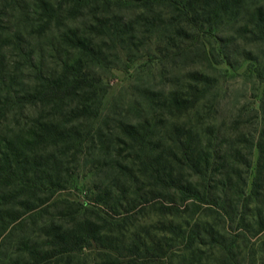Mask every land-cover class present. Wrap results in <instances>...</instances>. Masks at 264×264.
<instances>
[{
  "label": "trees",
  "instance_id": "1",
  "mask_svg": "<svg viewBox=\"0 0 264 264\" xmlns=\"http://www.w3.org/2000/svg\"><path fill=\"white\" fill-rule=\"evenodd\" d=\"M259 45L264 0H0V127L19 115L0 135V264H264ZM137 62L102 114L104 79ZM239 66L258 108L221 139ZM71 187L83 200L56 197Z\"/></svg>",
  "mask_w": 264,
  "mask_h": 264
},
{
  "label": "rangeland",
  "instance_id": "2",
  "mask_svg": "<svg viewBox=\"0 0 264 264\" xmlns=\"http://www.w3.org/2000/svg\"><path fill=\"white\" fill-rule=\"evenodd\" d=\"M81 23H83L82 20H77L75 22L78 27H80ZM244 43L245 41L240 39L238 46L235 48L237 50L233 52L234 54H232L234 64H237L241 61V52L245 47ZM252 50L256 54H261V52H264V45L254 47ZM140 63L141 62L133 64L127 71L124 69L114 70L110 75L106 77V79H104V82L108 84V90L102 101V114L106 113L107 108L111 103L113 97H115L121 91V89H123L125 86H127V84L132 81L136 70L140 68ZM243 68V66H239L235 73H233L232 75H227L225 78L222 79V91L220 92V99L218 106L216 107V113H214V124L217 126V129H219L221 139H227L228 136L230 137V135L234 138V136L237 135L238 130H233L232 128L233 121L238 120V114L239 120L246 121L248 115L249 117H251L254 114L250 110L251 106L253 104H256L254 106L258 108L257 103L255 102L258 100V98L254 97V95H256V91L254 90L252 78L248 74H245ZM156 80H159V78H157ZM36 113L37 109L27 107L23 115H26L25 117L30 118ZM18 116V114L16 115L14 114V112H11L4 119L3 124L0 127V135L5 134V132H9V129L17 123ZM24 120L25 119L22 118L19 122L23 123ZM258 120L260 119L258 118L257 122H259ZM250 124L251 126L246 127V129H244V132L249 133L250 135H256L255 128L257 126L255 124V119H251ZM244 153H246V150H244ZM78 173H80V175L82 174L81 168ZM195 180L196 182H198V187L201 189L204 185L202 178L193 176L192 181ZM80 184L81 183H78V186ZM79 191L80 189L71 187L70 189L58 193L56 197L67 196V198L70 200H83V192ZM160 199L164 200L161 197ZM49 210L50 212H54L53 209ZM145 213V217L143 218L144 221H151L156 218V215L153 210L147 212L145 211ZM30 230L31 228H29V226L27 227V229H25L26 232H30ZM20 233L21 232H17V235H20ZM32 236H34V234H32Z\"/></svg>",
  "mask_w": 264,
  "mask_h": 264
}]
</instances>
